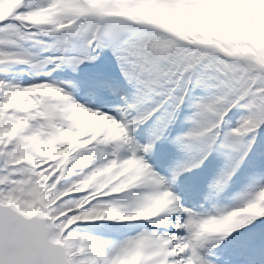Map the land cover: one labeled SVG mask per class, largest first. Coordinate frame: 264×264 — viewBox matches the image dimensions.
<instances>
[{"label": "snow or ice", "instance_id": "obj_1", "mask_svg": "<svg viewBox=\"0 0 264 264\" xmlns=\"http://www.w3.org/2000/svg\"><path fill=\"white\" fill-rule=\"evenodd\" d=\"M0 264H264V0H0Z\"/></svg>", "mask_w": 264, "mask_h": 264}]
</instances>
